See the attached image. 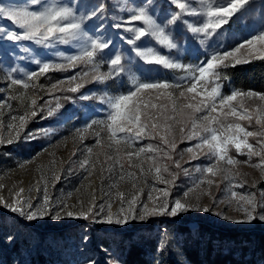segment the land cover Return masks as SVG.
Returning <instances> with one entry per match:
<instances>
[{
  "label": "snow or ice",
  "instance_id": "snow-or-ice-1",
  "mask_svg": "<svg viewBox=\"0 0 264 264\" xmlns=\"http://www.w3.org/2000/svg\"><path fill=\"white\" fill-rule=\"evenodd\" d=\"M250 2L168 0L175 11L168 8L162 12L164 6L156 3V0H143L140 4L134 0H114L109 17V8L105 3L91 5L81 4L79 0H0V48L4 49L6 58L11 56L15 61L13 65H0V71L4 73L9 88L20 86L23 89L20 98L25 97L29 89L43 88L38 84L41 76L80 66L86 70L57 81L51 85V89L78 92L89 82L106 85L107 81H114L118 89L115 92L105 86L99 94L89 92L80 97L82 100L95 99L102 105L96 111L103 115L91 119L76 132L83 139V134L91 130L96 137V146L106 151L103 152V162L97 158L93 163L90 159L93 149L87 148L89 157L80 161L79 167L91 176L89 168L94 171L96 165L101 164V176L103 178L107 171L108 178L113 179L112 187L116 186V181L127 179L135 189V192L128 194L117 193L120 206L116 213L111 211V203L106 206L97 204L94 194L86 209L84 201L78 199L81 209L72 211L68 209L76 208L75 204L69 206L60 199L52 202L48 194L49 180L41 173L37 183L42 187H37L36 191L42 192V199L38 197L37 203L34 204L30 196L21 197L24 189L20 188L12 196L11 202L0 195V205L28 222L46 216L61 220L66 216L122 226L130 219L145 221L149 217H175L188 211L210 212L212 209L208 205L199 203V195L195 204L187 202V199L201 185L206 184L210 189L215 181L209 177L223 174V179L229 181V205L234 203V211L243 216L233 218L219 212L215 214L235 223H251L256 219L264 221V212H258V209H264V202H258L255 193L233 190L243 188L244 182L234 183L232 172V168L243 163L259 169L264 175V93L239 89H233L229 94L223 92V82L229 79L226 69L251 63L255 59L264 60V23L256 28L254 34L230 49L220 43L222 33L218 32ZM109 18L111 24L106 25L104 21ZM89 20L100 22L86 27ZM3 21L11 22L13 27L10 28ZM178 23L203 49L196 63L185 64L179 58L188 42L186 39L185 44L181 45L174 39ZM117 36L129 47L123 48L117 44ZM213 37L216 39L213 40ZM9 41L13 47L6 46L5 42ZM173 51L177 55H172ZM21 61L24 63L21 64ZM31 64L36 65L34 70L28 67ZM105 65L107 71H102ZM143 65L160 66L181 74L171 80L152 79L145 75ZM54 99L57 103L55 108L48 107V116L61 107V97L54 96ZM246 102H252L254 106H247ZM45 103L50 105L51 101ZM5 104L0 102V109ZM28 108L30 113L11 117L20 123L18 127L7 125L8 138L3 136L4 125L0 120V144H12L14 139L19 138L28 116L35 117L38 112L44 111V105H38L35 98L30 99ZM253 122L259 131L248 130ZM41 131L47 134L46 130ZM177 133L181 141H196L185 149L192 154V159H198L203 154L210 163L202 168L196 167L201 178L184 192L183 198L175 199L171 205L168 188L155 186L147 194L148 202H142L140 197L144 193L135 182L136 173L125 171L124 161H127L129 169H138L140 175L151 174L161 184H171L175 174L169 172V165L164 161L173 160ZM249 137L258 138L256 144L250 143ZM27 138L35 137L30 133ZM144 139H159L160 143L156 146H138ZM233 149L235 155L231 154ZM239 156H246L247 159L241 161L237 159ZM253 157H258L259 162L253 163ZM173 163L176 168L181 167L178 160ZM184 171L187 173L188 170ZM164 173H168L172 180L166 179ZM52 179L59 181L60 175L53 173ZM4 187L0 184V189ZM154 192L158 194L154 196ZM200 195L210 196L211 192L203 191ZM70 196L71 193L68 194ZM87 239L85 236L84 240ZM159 247L162 249L164 245ZM104 251L108 252V249ZM88 264H96V261L90 259ZM106 264H121V261L109 253Z\"/></svg>",
  "mask_w": 264,
  "mask_h": 264
},
{
  "label": "rangeland",
  "instance_id": "rangeland-1",
  "mask_svg": "<svg viewBox=\"0 0 264 264\" xmlns=\"http://www.w3.org/2000/svg\"><path fill=\"white\" fill-rule=\"evenodd\" d=\"M134 2L140 4L143 3V0H134ZM79 3L91 5L105 3L109 8L108 16L110 17L113 11L112 5L114 0H79ZM156 3L164 6L161 9L162 12L167 11L168 8L175 11V8L168 3V0H156ZM99 22L98 20H89L86 27L98 24ZM3 23L7 24L10 28L13 27L11 22L3 21ZM104 23L110 25V18L106 19ZM262 23H264V0H251L242 12L237 13L228 24L218 30L219 33H222L220 43L225 48H233L243 39L254 34L256 28ZM113 35H115V32H113ZM174 39L181 45L185 44L186 39L188 42L185 46L186 50H183L179 55L181 61L185 64L196 63L203 49L200 47L198 41L193 39L191 34L184 29L182 24L178 23L176 25ZM215 39L216 37H213V40ZM115 42L123 48L129 47L118 36ZM22 43L28 44L30 42ZM209 43L211 45V41ZM5 44L7 47H13L10 41L5 42ZM172 55H177V53L173 51ZM14 63V58L11 56L6 58L4 49L0 48V65H13ZM20 63L23 64L24 62L21 61ZM28 67L34 70L36 65L31 64ZM143 68L145 75L152 79L171 80L174 76L181 74L160 66L143 65ZM82 70L86 69L80 66L69 71L49 72L39 78L38 84L42 85L43 88H37L36 90L29 89L27 95L23 98H20L19 95L23 92V89L20 86H12L9 88L4 73L0 71V102H6L5 106L0 109V120H2L4 125L3 136L5 138L9 136L7 125L14 124L18 127L20 123L18 119L13 121L11 117H19L26 112L30 113L28 105L30 104L31 98L37 99L38 105H44L43 112H38L35 117L28 116L27 122L20 131L18 139H14L12 144H0V184L5 186L3 189H0V195L4 196L9 202H11L12 196L20 188L24 189V192L20 194L21 197L30 196L34 204L37 203L38 197L42 199V192L36 191L37 187H42V185L37 183L41 179V173L49 180L48 194L52 202L55 203V201L60 199L64 200L69 206L75 204L76 208L69 207L68 209L72 211H80L81 206L77 203L78 199L84 201V208L86 209L94 194L97 204H104L106 206L108 203H111V211L116 213L120 206L117 193L124 192L128 194L135 192V189L132 188V182L127 179L124 181H116V186L112 187L113 179L108 178L107 171L104 172L103 178L101 176V164H97L94 171L89 168V171H92L91 176L88 175V171L79 167L80 161L89 157L87 148L91 147L93 149L92 156L90 157L93 163L97 161V158L103 162L105 159L103 152L106 151V149H101L96 146V137L91 130L83 134V139L76 132L77 129L82 128L91 119H98L103 115L96 111L102 105L95 99L82 100L80 97L89 92L99 94L105 86L113 92L118 90L112 80L107 81L106 85L94 82L86 83L78 92L53 91L51 89L52 84L64 80L66 77L72 76ZM102 71H107L106 65L102 68ZM63 87L66 88L67 85ZM233 89L237 88L231 87L229 91L223 89V92L229 94ZM258 93H264V89ZM54 96L61 97L59 100L61 107L56 109L53 115L48 116V107L55 108L57 103ZM12 97L17 98L13 99ZM64 97H68V99ZM46 101H51V104H46ZM8 105L11 107H8ZM246 105L250 107L254 106L252 102H246ZM242 123L247 124V122ZM41 130H46L47 134ZM248 130L259 131V127L253 122ZM30 133L35 138H27ZM248 139L250 143L256 144L258 138L249 137ZM159 143V139H144L141 145L138 146L148 144L156 146ZM195 143V140L181 141L177 133V147L175 152L172 153L173 160L164 161L169 165V172L175 174V180L168 185L154 180L151 174L140 175L138 169H129L127 167V161H124L125 171L136 173L135 182L139 188L143 189L144 193L140 197L142 202H148L147 194L155 186L156 188H168L170 191V197L168 199L171 205L175 199L183 198L184 192L192 188L199 181L201 173L196 171V167L200 166L202 168L210 162L203 154H200L198 159H192V154L185 151V149ZM231 154L235 155L234 149ZM237 159L244 161L247 157L239 156ZM176 160L180 162L181 167L179 169L173 163ZM252 162H259V158L253 157ZM104 167L106 168L107 165H104ZM184 169L188 170L187 173H185ZM117 171H119L118 168ZM232 172L234 174V183L244 182L243 188H235L233 190L240 193H255L256 200L258 202H264V175H262L259 169L241 163L232 168ZM53 173L60 175L59 181L52 179ZM236 173H239V175H235ZM164 176L169 181L172 180V177L168 173H164ZM209 178L215 181L211 188L209 189L206 184L201 185L200 188L195 189L194 192L189 194L187 202L197 203L196 196L199 195V203L201 205H208L212 209L210 212L188 211L186 213H179L175 217H149L145 221L130 219L127 224L122 226L94 223L92 220L68 218L66 216L61 220H52L50 216H46L43 219L28 222L0 205V240L5 239L8 242L16 238H29L31 249H34L36 245H41V238L39 235L29 236V234H31V230H39L60 251H63L62 243L67 241L70 244V255L74 252H85L87 257L81 264H88L90 259L96 261L99 256L101 257V255H97L98 252H103L105 254L103 257L108 260L106 256H109L110 252H105L104 249L107 248L100 244L104 237L110 239L115 237L117 239L120 231L124 230L141 233L146 228L159 227L162 222L167 220H183L188 221L190 225H194L197 220L201 219L215 225H237L248 229L264 228V221L259 219L253 220L251 223H235L233 220L223 219L221 215H216L215 213L219 212L233 218H242L243 216L242 213L234 211V203L231 206L229 205V200L231 199L227 191L229 181L223 179V174ZM29 189H31V192H29ZM203 191H210L211 195H200ZM69 193H71L70 198L68 197ZM105 193H109V195H105ZM157 194L155 192L153 193L154 196ZM213 199L216 201L215 204H213ZM151 206L149 202V207ZM106 211L107 207H105ZM137 212H139V205L137 206ZM258 212H264V209H258ZM102 215L104 214L102 213ZM100 218L97 217V219ZM85 236L88 238L86 241L84 240ZM94 255L95 258H93ZM111 256L116 257L114 254Z\"/></svg>",
  "mask_w": 264,
  "mask_h": 264
},
{
  "label": "trees",
  "instance_id": "trees-1",
  "mask_svg": "<svg viewBox=\"0 0 264 264\" xmlns=\"http://www.w3.org/2000/svg\"><path fill=\"white\" fill-rule=\"evenodd\" d=\"M225 71L229 76L223 82L226 91L231 87L255 92L264 89V60L255 59ZM30 235H39L41 245L31 249L30 239L24 237L0 240V264H81L87 257L83 251L70 255L67 241L60 251L39 230H31ZM100 244L121 264H264V228L215 225L201 219L194 225L167 220L141 233L124 230L117 239L104 237ZM97 255L101 257L96 264H106L105 254Z\"/></svg>",
  "mask_w": 264,
  "mask_h": 264
}]
</instances>
